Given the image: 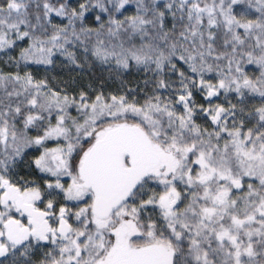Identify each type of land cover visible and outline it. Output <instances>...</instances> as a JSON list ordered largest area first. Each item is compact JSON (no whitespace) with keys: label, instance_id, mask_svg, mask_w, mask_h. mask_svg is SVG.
<instances>
[{"label":"snow or ice","instance_id":"obj_1","mask_svg":"<svg viewBox=\"0 0 264 264\" xmlns=\"http://www.w3.org/2000/svg\"><path fill=\"white\" fill-rule=\"evenodd\" d=\"M0 264H264V0H0Z\"/></svg>","mask_w":264,"mask_h":264}]
</instances>
